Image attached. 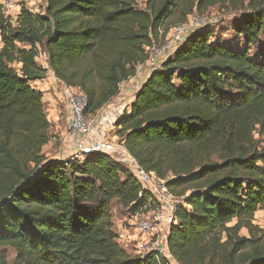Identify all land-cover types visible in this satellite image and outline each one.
I'll return each instance as SVG.
<instances>
[{
	"label": "trees",
	"instance_id": "trees-1",
	"mask_svg": "<svg viewBox=\"0 0 264 264\" xmlns=\"http://www.w3.org/2000/svg\"><path fill=\"white\" fill-rule=\"evenodd\" d=\"M44 2L40 13L22 5L16 20L0 5V264H172L120 248L113 204L133 215L149 205L126 164L105 153H44L51 123L32 83L48 72L37 61L44 48L54 77L82 92L85 115H95L165 39L159 29L174 10L184 23L211 8L236 14L238 46L208 25L193 32L146 78L116 136L183 198L167 241L173 261L264 264V228L254 225L264 208V47L252 54L264 0Z\"/></svg>",
	"mask_w": 264,
	"mask_h": 264
},
{
	"label": "built area",
	"instance_id": "built-area-1",
	"mask_svg": "<svg viewBox=\"0 0 264 264\" xmlns=\"http://www.w3.org/2000/svg\"><path fill=\"white\" fill-rule=\"evenodd\" d=\"M0 5L3 13L13 19V13L18 8L16 1L0 0ZM205 25H207L206 21L195 14L186 22L170 27L168 32V29L161 27L159 33L161 36L166 34L165 39L147 48L148 59L136 67V74L149 76L175 52L189 35ZM65 96L69 109L70 132L74 137L75 153L73 157L83 158L92 153L108 154L126 164L135 175L142 189L140 197H143L144 192L148 193L149 205L133 216V220L136 219L137 228L144 237L143 241H139L135 247L136 254L145 256L149 253H156L171 260L172 264H177L171 258L167 241L170 227L176 223L174 212L177 206L183 202V198L171 192L167 185L169 178L160 179L154 173H148L142 169L122 142L117 139H93L94 122L88 120L85 115L86 96L79 90L68 87L65 88ZM123 113L122 110L120 116ZM123 247L128 249L125 244Z\"/></svg>",
	"mask_w": 264,
	"mask_h": 264
},
{
	"label": "rangeland",
	"instance_id": "rangeland-1",
	"mask_svg": "<svg viewBox=\"0 0 264 264\" xmlns=\"http://www.w3.org/2000/svg\"><path fill=\"white\" fill-rule=\"evenodd\" d=\"M17 3L18 8L22 7V5L27 6L32 12L34 13H40L41 8L45 5L44 0H15ZM139 7H144L145 3L147 0H136ZM17 8V9H18ZM198 14V13H193L187 17V19H190L191 16ZM199 15V14H198ZM201 16L207 23L208 26H210L216 34V38L222 43L225 44H232V45H237L236 44V35H235V30H234V24H235V16L236 14L234 13H228L224 11L223 9L220 8H211L209 9L204 15H199ZM180 16L178 10H174V13L172 16L166 20L165 25L168 28L167 32L169 31L170 27L175 26L177 24L183 23L180 22ZM205 25V26H207ZM165 27V29H166ZM195 32V31H194ZM240 46V45H239ZM260 47H264V34L260 37V40L258 44L254 45L252 47V54L257 53L258 49ZM243 48V46H242ZM37 61L41 67H49L48 65V57L47 54L44 50V48H40V54L37 58ZM49 70L46 74V77L40 81L32 83V86L36 88L37 90H41L43 92L44 98V107H45V112L47 114L48 120L51 123L50 127V142L47 146L52 145L51 148L48 149V151H45L44 147V153L47 155V153H55L56 150L59 152L63 151V156L66 157V150H71L67 155H70L71 153H75V148H74V137L73 134L70 132L67 133L70 136V140L68 143H63V138H62V132L65 131L66 134V117L63 118L65 112H66V107L63 105L62 107L58 102H56L57 108L62 111V116L61 119L57 118L54 109H52V103L55 100V94H54V88L57 87V85L54 83V80H50V76H48ZM136 84H134L135 86ZM138 88V87H137ZM135 88L132 87H126L124 90H127V94L121 95L119 99L116 100L113 99L114 101L112 102L111 105H109V109L107 108L108 105L101 111L97 112L95 115H86L88 120H91L94 122V131L92 136H97L98 130L102 128L106 134L107 139H113V136H116V129L114 126L115 121L117 120V117L119 114L114 110V107H119V103L124 101V105L130 103V101L135 97ZM124 90H121L122 92ZM123 108V107H122ZM129 108V105H126L125 110ZM111 110L112 114L107 113ZM124 111V109H122ZM109 114V115H108ZM103 118H109V119H102ZM57 118L60 120L58 123L63 126V131L59 132L57 129ZM115 119V120H114ZM69 129V128H68ZM62 139V141H61ZM60 148H62V151H60ZM62 156V155H61ZM72 156V157H73ZM127 166V165H126ZM128 167V166H127ZM133 214H130L127 210L123 209L119 204L114 203L112 207V220L115 226L116 232L119 234L120 237V248L122 250H127L130 254L136 255L137 251L135 249L137 243L140 241L142 242L144 237L141 235L139 229L136 226V219L133 220ZM235 222V221H234ZM254 225L264 228V208H261L259 211L255 213L254 216ZM242 235H246L247 232L243 230L241 232ZM139 236V238H138ZM138 239H135V238ZM135 239V240H134ZM127 245L128 249H125L123 245ZM7 256H8V261L10 263H14L16 259V253L15 251L10 248V247H5Z\"/></svg>",
	"mask_w": 264,
	"mask_h": 264
},
{
	"label": "crops",
	"instance_id": "crops-1",
	"mask_svg": "<svg viewBox=\"0 0 264 264\" xmlns=\"http://www.w3.org/2000/svg\"><path fill=\"white\" fill-rule=\"evenodd\" d=\"M20 12H21V8L19 7L18 9H16V12H14L13 13V19L14 20H16V18L19 16V14H20ZM45 69H48L49 70V67H44ZM48 76H50V80H54V83L57 85V87L56 88H54V94H55V100L53 101V103H52V109H54V111H55V114H56V116H57V118H60L61 119V116L63 115L62 114V111H60L58 108H57V105H56V102H58V106H59V104H61L60 106L62 107L63 105H65V107H66V112H65V114H64V116H63V118H65L66 117V119H64V120H66V134H65V131L64 132H62V138H63V143H68L69 142V140H70V136H69V134H67L68 132H69V130H70V118H69V109H68V106H67V97L65 96V88H66V86L62 83V82H60L59 80H57L55 77H54V75H53V73L49 70V74H48ZM148 76H146V75H136L134 78H132V79H130L129 81H127V82H125V83H123L122 84V86H121V90H124V88H126V87H132V88H135L136 89V91H135V95H136V93L139 91V89L141 88V86H142V84L144 83V81L146 80V78H147ZM134 84H136L135 86H134ZM138 87V88H137ZM134 89V90H135ZM41 91V90H40ZM42 92V91H41ZM128 92H127V90H124L123 92L122 91H120V94L116 97V98H114L115 99V103H116V100L117 99H119L120 97H121V95H125V94H127ZM135 98V97H134ZM134 98L130 101V103H128V104H123L124 103V101H122L121 103H119L120 105H119V107L117 108V107H114L115 109V111L117 112V114H119L118 115V117H117V119L120 117V114H121V111H122V109H124V112L126 111L125 110V107H126V105H129V108L127 109V111L128 112H130V110H131V105H132V103H133V101H134ZM114 100H112L109 104H108V106H107V108L109 107V105H111L112 104V102H113ZM118 101V100H117ZM59 106V107H60ZM123 107V108H122ZM110 108V107H109ZM108 108V109H109ZM107 113H110V114H112V112H111V110L109 111V112H107ZM109 115V114H108ZM57 118H55L56 120H57V123H56V127H57V129H58V131L59 132H61V131H63V126H61L58 122L60 121V120H58ZM102 119H104V120H106V119H109L108 117L107 118H103L102 117ZM115 120V119H114ZM69 128V129H68ZM61 130V131H60ZM104 130L102 129V128H100V130H98V132L99 133H97V136H92V138L93 139H102V138H105V139H107L106 138V134H105V132H103ZM113 139H117V136H113ZM61 141H62V139H61ZM52 143V142H51ZM51 143H50V145L49 146H47L46 148H45V151H48V149L49 148H51L52 147V145H51ZM60 151H62V148H60ZM69 152H71V150H66V157H64L63 156V151L62 152H59L58 150H56L55 151V153H52V152H50V153H47V156L49 157V158H51V159H62V158H68V157H72L73 156V153H71L70 155H67ZM62 155V156H61ZM138 238H139V236H138ZM137 237L135 238V239H138ZM134 239V240H135ZM118 242H119V245H120V240H118ZM127 251V250H126Z\"/></svg>",
	"mask_w": 264,
	"mask_h": 264
}]
</instances>
